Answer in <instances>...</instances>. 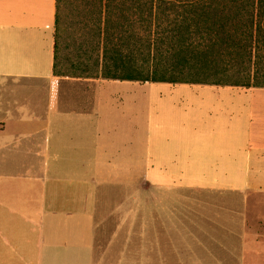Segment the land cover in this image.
I'll use <instances>...</instances> for the list:
<instances>
[{"label": "crops", "instance_id": "1", "mask_svg": "<svg viewBox=\"0 0 264 264\" xmlns=\"http://www.w3.org/2000/svg\"><path fill=\"white\" fill-rule=\"evenodd\" d=\"M56 18L57 0H0V81L48 83L0 104V264H217L222 222L163 197L264 179V87L97 77L77 108Z\"/></svg>", "mask_w": 264, "mask_h": 264}, {"label": "trees", "instance_id": "2", "mask_svg": "<svg viewBox=\"0 0 264 264\" xmlns=\"http://www.w3.org/2000/svg\"><path fill=\"white\" fill-rule=\"evenodd\" d=\"M78 1L95 25L79 76L264 87V0Z\"/></svg>", "mask_w": 264, "mask_h": 264}, {"label": "rangeland", "instance_id": "3", "mask_svg": "<svg viewBox=\"0 0 264 264\" xmlns=\"http://www.w3.org/2000/svg\"><path fill=\"white\" fill-rule=\"evenodd\" d=\"M94 26L93 18L86 15L80 1L62 0L55 30V72L65 81L61 84L65 96L79 103L75 106L77 108L91 106L93 88L98 79L79 76L83 73V62L92 64V59L87 57L94 47ZM47 87L45 81H0V104L12 102V94L20 104L30 101L38 104L45 97ZM163 201L188 206L180 211L181 216L187 219V215H197L207 217V222H222V226L217 228L222 233V241L207 239V247L217 248V252L207 249V257L213 262L264 264V179H252L250 188L246 190L179 189L175 194L165 195ZM208 229L212 231L214 228Z\"/></svg>", "mask_w": 264, "mask_h": 264}]
</instances>
